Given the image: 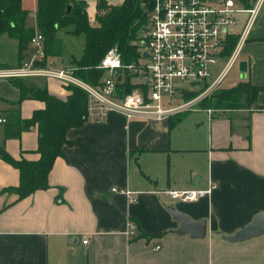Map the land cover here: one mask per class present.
<instances>
[{"label":"crops","instance_id":"1","mask_svg":"<svg viewBox=\"0 0 264 264\" xmlns=\"http://www.w3.org/2000/svg\"><path fill=\"white\" fill-rule=\"evenodd\" d=\"M30 3L35 13V0ZM240 28L239 23L234 30ZM56 58L47 61L55 65ZM22 61L20 54L13 65L0 57V67ZM235 64L237 81L225 87L245 81L260 87L248 108L209 113L197 104L160 121L126 120L112 111L88 117L66 131L70 144L54 159L48 187L20 199L5 191L17 186L18 171L0 158V264H264V234L234 243L220 238L264 213V5ZM32 78L41 81H20L66 98L58 81ZM0 81L11 87L0 85L6 117L18 91L9 79ZM43 107L24 98L17 108L27 119ZM36 144L34 126L7 139L0 125V149L13 160H37ZM207 180L215 189L195 202H172L164 194L203 189ZM169 208L203 219L204 237L174 234L177 222Z\"/></svg>","mask_w":264,"mask_h":264},{"label":"built area","instance_id":"2","mask_svg":"<svg viewBox=\"0 0 264 264\" xmlns=\"http://www.w3.org/2000/svg\"><path fill=\"white\" fill-rule=\"evenodd\" d=\"M263 5L264 0H249L247 6L236 0H151L146 20L132 41L137 58L123 64L117 48L110 47L97 65L107 75L97 84L76 77L70 66L55 68L47 60L42 64L38 33L29 40L36 47L35 54L26 63L0 67V79L40 77L62 86L73 85L85 93L91 118L112 111L126 120L160 121L195 108L220 87L227 71L237 63L239 50ZM239 23L241 28L235 31ZM229 36H235L236 41L226 53ZM4 122L0 107V125ZM213 189L215 183L207 180L203 189H167L164 194L172 202L190 203L209 196ZM127 228L130 234L135 233L132 223ZM81 243L86 244L85 236Z\"/></svg>","mask_w":264,"mask_h":264},{"label":"trees","instance_id":"3","mask_svg":"<svg viewBox=\"0 0 264 264\" xmlns=\"http://www.w3.org/2000/svg\"><path fill=\"white\" fill-rule=\"evenodd\" d=\"M20 1L0 0V35L15 40L18 54L27 47L34 35L24 24L26 11L21 8ZM150 1L120 0L118 3H111L107 0H96L94 4L96 24L91 26L87 20L86 5L82 0H35L36 27L42 37L44 57L42 64L47 58L59 56L60 41L56 37L59 30L74 36H82L81 51L77 57L70 55L67 66L73 68L76 77L89 84H97L104 74L97 65L110 47L117 48L123 64L137 58L132 41L146 20ZM236 1L243 6L249 4V0ZM67 6L69 11L65 13ZM69 26L71 29H66ZM235 41V36L227 38L226 53L230 52ZM20 79H9L12 86L17 89L18 97L12 102L15 108L7 113L2 124L3 136L7 139L15 138L21 131L34 126L37 130L35 151L39 157L35 161L13 160L0 149V158L18 171L17 186L5 191H12L18 199L48 187L47 175L54 159L63 155L64 145L70 144L65 138L66 131L80 126L88 119L87 98L81 89L73 85L63 86L68 94L64 100H60L50 95L45 88L24 86ZM120 86L124 90V86L122 84ZM259 90V86L248 81L237 82L231 87L213 91L199 105L201 108L221 110L248 108ZM24 98L42 101L44 107L33 111L29 118L21 119L17 107Z\"/></svg>","mask_w":264,"mask_h":264},{"label":"rangeland","instance_id":"4","mask_svg":"<svg viewBox=\"0 0 264 264\" xmlns=\"http://www.w3.org/2000/svg\"><path fill=\"white\" fill-rule=\"evenodd\" d=\"M82 1L86 5V15H87L88 23L91 26H93L96 24L94 20V15H95L94 4L96 0H82ZM23 2L25 3V5L27 4L26 7H28V11H26V15H25L24 24L27 28L31 29L34 34H37L38 32L36 27L35 13L31 8L32 7L31 3L29 4L30 0H23ZM118 2H120V0L114 1L113 3H118ZM241 17L242 16L240 15V18ZM66 29H71V26L67 27ZM56 37L60 41V54L52 62L55 64L53 65L55 68H61L68 65L70 55L77 57V55L81 51L83 39L82 36H74L64 32L63 30H59L56 34ZM35 52H36V47L28 43L27 47L24 50H22L20 53V59L23 60L20 63H26L35 54ZM17 54L18 53H17L15 40L5 35H0V57L4 59L5 63L9 65H13L14 63H17ZM47 60H49V58H47ZM47 62L48 64L50 63V61ZM14 66H10V67H14ZM236 68L237 65L234 64L227 71L218 89H225L227 88L225 86H227L228 83L231 84L237 81ZM103 75L106 76L107 74L104 73ZM40 81H41L40 79H35V78H29L23 80L25 84L40 82ZM131 82H135V80L131 79ZM0 85L5 86L7 88V91H9L11 88L9 84L6 83V81H0ZM199 104L200 102L198 103V105Z\"/></svg>","mask_w":264,"mask_h":264},{"label":"water","instance_id":"5","mask_svg":"<svg viewBox=\"0 0 264 264\" xmlns=\"http://www.w3.org/2000/svg\"><path fill=\"white\" fill-rule=\"evenodd\" d=\"M68 11L69 6L66 7L65 13H67ZM142 55L144 56L145 53L143 52ZM238 65L240 67L241 65H243V63L241 62ZM169 213L171 215V218L177 222V227L172 230L174 234H185L192 239H200L204 237L205 221L203 219L193 220L173 208H169ZM261 234H264V213L258 212L252 216L251 220L247 224L238 228L232 234L225 235L220 233V238L225 241L234 243L241 242Z\"/></svg>","mask_w":264,"mask_h":264}]
</instances>
